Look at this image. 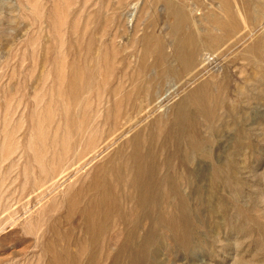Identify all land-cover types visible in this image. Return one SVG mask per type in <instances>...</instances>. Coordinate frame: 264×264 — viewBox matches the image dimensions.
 I'll return each mask as SVG.
<instances>
[{
	"label": "rangeland",
	"instance_id": "1",
	"mask_svg": "<svg viewBox=\"0 0 264 264\" xmlns=\"http://www.w3.org/2000/svg\"><path fill=\"white\" fill-rule=\"evenodd\" d=\"M226 1L0 0V264H48L45 244L78 190L89 195L127 142L169 126L203 84L217 107L206 126L194 118L195 137L214 141L211 160H173L170 174L190 198L192 245L161 230L150 264H264V0ZM195 27L205 71L177 68ZM236 115L245 138L227 129Z\"/></svg>",
	"mask_w": 264,
	"mask_h": 264
},
{
	"label": "bare ground",
	"instance_id": "2",
	"mask_svg": "<svg viewBox=\"0 0 264 264\" xmlns=\"http://www.w3.org/2000/svg\"><path fill=\"white\" fill-rule=\"evenodd\" d=\"M261 10L262 8L260 12H263ZM251 12L253 13V11ZM254 17L252 20H254ZM230 23L229 28L231 31L235 33L236 30H239V26L235 21ZM245 26L247 25L245 24ZM197 30L196 28L186 33L184 37L182 36L184 39L182 38L183 41L180 42L176 49L177 68L190 70L200 65V68L204 69V65H202L204 61L200 64L201 60L198 62L199 59L197 60L196 58L198 44L201 40L200 33H195ZM250 31L247 30L246 33L249 32L251 34L252 30L250 29ZM257 40L260 41L262 39L259 37ZM261 48L259 47V50ZM198 56L200 57L199 54ZM207 60L209 59H205V61ZM176 70L167 68L161 76L167 75L178 79L177 71L179 72V69ZM221 85L220 87L218 86L219 91L222 87ZM208 87V84H203L188 95L179 104L173 121L168 122L169 126L166 123L165 127L161 129L153 132L148 131L147 137L145 135L142 137V134L139 133L127 142L123 147L124 149H129L128 153L123 156L125 150L118 151L115 154L116 158L109 172H103L101 179L93 180L86 186L88 187L89 195L83 197L86 194L84 189L78 190L72 202H68L69 204L66 206L65 217H62L63 221L54 223L52 228L54 242L52 240L51 242L53 243L45 244V252L50 257L48 264H150V248L161 230L167 231L169 238L172 240L171 242L179 245L181 251L187 252L190 250L192 245V235L189 234L190 231L188 230V200L190 198L187 199V197L183 196L180 180L170 175L172 170L175 172V168L172 169L171 162L180 159L184 165L186 163V166H188L187 164L193 165L197 154L211 160V153L207 151L208 143H206L208 141L210 144L211 140L204 133L206 128L202 132L208 140L204 142L198 141L195 136L201 129L196 130V128H199V121L197 124V121L194 120L198 116L203 117L205 121L203 124L205 126L208 125L207 122L212 117L211 110L213 111L217 107V102H213L209 98ZM235 109L236 107H232L231 112L235 111ZM139 111L142 112V110ZM230 120V125L228 123L227 129L236 131L238 137L241 135L244 138L247 137L242 125L244 118L236 115ZM131 122H133L132 118H129L128 121L126 120L125 125ZM200 127L202 126L200 125ZM210 130H208L209 133ZM213 144L211 143V146ZM240 145L241 142L238 140L236 146L240 147ZM160 159L164 162L162 168H160ZM181 163L179 162L180 165ZM212 171L214 174L217 169L213 167ZM227 171L232 174L235 172V167L228 165ZM98 174L99 172L94 177H100ZM182 174L186 173L182 172ZM220 176L222 177V174ZM213 181L217 182L214 179ZM82 201L83 203H81ZM125 204H129V206L133 204V207H126Z\"/></svg>",
	"mask_w": 264,
	"mask_h": 264
}]
</instances>
